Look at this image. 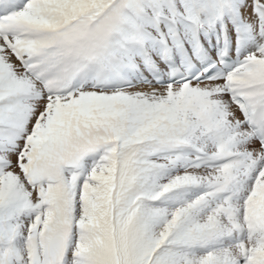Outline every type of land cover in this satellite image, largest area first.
I'll use <instances>...</instances> for the list:
<instances>
[{"label": "snow or ice", "instance_id": "obj_1", "mask_svg": "<svg viewBox=\"0 0 264 264\" xmlns=\"http://www.w3.org/2000/svg\"><path fill=\"white\" fill-rule=\"evenodd\" d=\"M0 264H264V0H0Z\"/></svg>", "mask_w": 264, "mask_h": 264}]
</instances>
